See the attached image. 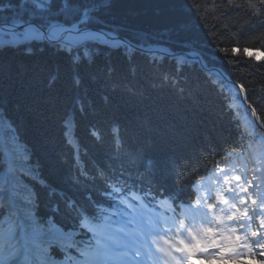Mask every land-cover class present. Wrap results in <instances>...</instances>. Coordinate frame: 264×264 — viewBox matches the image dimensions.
<instances>
[{"label":"trees","instance_id":"obj_1","mask_svg":"<svg viewBox=\"0 0 264 264\" xmlns=\"http://www.w3.org/2000/svg\"><path fill=\"white\" fill-rule=\"evenodd\" d=\"M9 2L0 0V7ZM106 18L124 25L121 36L133 43L137 32L146 34V43L174 51L194 41L204 63L243 86L247 102L264 117V60L242 51L264 50V25L246 7L233 8L229 0H114ZM31 47L27 54L23 47L0 46V129H11L27 163L37 168L30 186L48 181L81 203L93 202L102 169L138 167L154 172L164 189L191 198L197 177L214 173L216 164L239 166L264 147L258 138L253 143L251 110L226 80L220 84L215 70L189 65L177 79L171 59L157 57L156 67L138 53L126 59L104 50L76 61L43 43ZM233 47L241 51L234 55ZM142 150L137 160L133 153ZM6 161L0 141V168ZM77 180L88 190L76 191Z\"/></svg>","mask_w":264,"mask_h":264},{"label":"snow or ice","instance_id":"obj_2","mask_svg":"<svg viewBox=\"0 0 264 264\" xmlns=\"http://www.w3.org/2000/svg\"><path fill=\"white\" fill-rule=\"evenodd\" d=\"M113 3L10 0L0 7V46L23 47L31 54L33 43H43L76 61L104 50L120 51L126 59L138 53L156 67L157 57L171 59L177 79L189 65L213 73L192 40L185 41L177 55L171 46L146 43L144 33H135L136 43L123 38L125 26L106 18ZM229 4L246 7L252 20L264 25V0ZM8 10L11 16L4 15ZM181 28L189 30L186 25ZM240 51L231 49L234 55ZM242 51L257 62L264 60L259 47ZM213 74L225 83L222 73ZM251 115L253 143L258 138L264 145V117L254 107ZM10 131L0 129L7 156L0 168V264H264V259L257 260V254L264 257V147L239 166L216 164L214 178L191 203H177L167 189L154 188V172H137L130 182L131 173L105 175L107 169H102L105 188L100 194L107 200L105 206L100 201L81 203L72 192L48 181L43 187L30 186L29 180L39 172L27 163L28 153ZM133 155L139 160L145 152ZM75 183L76 191L89 188L87 182Z\"/></svg>","mask_w":264,"mask_h":264},{"label":"water","instance_id":"obj_3","mask_svg":"<svg viewBox=\"0 0 264 264\" xmlns=\"http://www.w3.org/2000/svg\"><path fill=\"white\" fill-rule=\"evenodd\" d=\"M176 54H181V52L178 51V52H176ZM223 76H224V75H223ZM224 78H225L226 80H228V82H229L230 84H232V85H233V86L239 91V93H241V98L245 101L244 91H240L241 86H240L238 83H236V82H234V81H232V80L226 78L225 76H224Z\"/></svg>","mask_w":264,"mask_h":264},{"label":"bare ground","instance_id":"obj_4","mask_svg":"<svg viewBox=\"0 0 264 264\" xmlns=\"http://www.w3.org/2000/svg\"><path fill=\"white\" fill-rule=\"evenodd\" d=\"M6 38V37H5ZM205 61V60H204ZM208 68L215 70L216 72L222 73L224 76H227L220 68L216 67V66H207ZM224 79V78H223ZM225 80V79H224ZM240 97H241V93H239ZM249 109L251 110V107H249ZM104 180V179H103Z\"/></svg>","mask_w":264,"mask_h":264}]
</instances>
